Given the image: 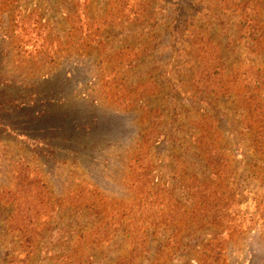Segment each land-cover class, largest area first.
Masks as SVG:
<instances>
[{
  "label": "rangeland",
  "instance_id": "rangeland-1",
  "mask_svg": "<svg viewBox=\"0 0 264 264\" xmlns=\"http://www.w3.org/2000/svg\"><path fill=\"white\" fill-rule=\"evenodd\" d=\"M0 47L71 120L2 138L0 264H264V0H0Z\"/></svg>",
  "mask_w": 264,
  "mask_h": 264
},
{
  "label": "trees",
  "instance_id": "trees-1",
  "mask_svg": "<svg viewBox=\"0 0 264 264\" xmlns=\"http://www.w3.org/2000/svg\"><path fill=\"white\" fill-rule=\"evenodd\" d=\"M6 52L1 50L0 56H5ZM7 62V58H0V143L4 141L3 136L12 134L40 144L50 143V139L56 138V132L68 129L66 123L71 121L63 99L58 98L57 93L46 96L41 89L30 88L7 70ZM83 112L81 108L75 111L79 116ZM80 123L73 124V128L90 130L87 123ZM70 141H74L73 138Z\"/></svg>",
  "mask_w": 264,
  "mask_h": 264
}]
</instances>
